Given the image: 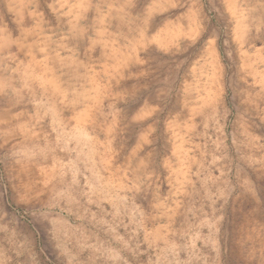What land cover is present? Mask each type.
I'll return each instance as SVG.
<instances>
[{"label":"rangeland","instance_id":"rangeland-1","mask_svg":"<svg viewBox=\"0 0 264 264\" xmlns=\"http://www.w3.org/2000/svg\"><path fill=\"white\" fill-rule=\"evenodd\" d=\"M0 264H264V0H0Z\"/></svg>","mask_w":264,"mask_h":264}]
</instances>
